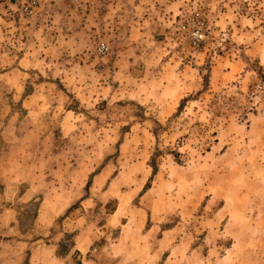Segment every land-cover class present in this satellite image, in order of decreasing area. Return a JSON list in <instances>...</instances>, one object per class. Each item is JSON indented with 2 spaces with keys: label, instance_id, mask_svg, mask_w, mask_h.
<instances>
[{
  "label": "rangeland",
  "instance_id": "374dc122",
  "mask_svg": "<svg viewBox=\"0 0 264 264\" xmlns=\"http://www.w3.org/2000/svg\"><path fill=\"white\" fill-rule=\"evenodd\" d=\"M257 66L264 0H0V264H264Z\"/></svg>",
  "mask_w": 264,
  "mask_h": 264
},
{
  "label": "trees",
  "instance_id": "16d2710c",
  "mask_svg": "<svg viewBox=\"0 0 264 264\" xmlns=\"http://www.w3.org/2000/svg\"><path fill=\"white\" fill-rule=\"evenodd\" d=\"M256 75V78L260 81V83H262L264 85V74H262V72L260 71V68L257 66V70L256 72H254ZM206 87V85H204V88ZM186 102V99H182L179 101L178 107L176 108V114H179L180 111L182 110V106L183 104ZM212 105V112H210L214 117H218V110H215V107L218 106L217 102L214 103H210ZM154 123V128L152 129V131L150 132V134L153 137L154 140V147L152 149V152L150 153L149 157H148V161H147V167L150 170V176L149 178L146 180L144 186L142 187L141 191H140V195L144 194L148 189H149V185H150V181L151 178L156 174L157 171V166H158V159L162 157L163 154L169 156L171 158V161L176 165V166H181V164L183 163L182 161V155L177 152L176 148H174L173 150L171 149H165L164 151L160 150L158 148V133L160 131H163L162 126H160L159 124H157L156 122ZM211 136H213V134H211ZM200 150L204 153H207L209 151V147H201ZM94 175H92L93 177ZM92 177H89L88 180L85 183V190L88 189L89 185H90V180ZM25 210H24V215L25 216H31L32 219H34L35 217V212H36V206L32 203L28 206H25ZM112 208V210H114L115 207V202H111L105 205L106 211H108L109 208ZM73 209V206H70L67 210L66 213L71 212V210ZM23 216V215H21ZM73 235H68V234H64L63 235V239L60 240L58 242V244L56 245L57 249L55 252V255L59 258L65 257L66 255H68L69 251L72 249L73 247V241H72ZM71 260H72V264H80V255L78 252L73 251L71 253Z\"/></svg>",
  "mask_w": 264,
  "mask_h": 264
},
{
  "label": "built area",
  "instance_id": "2783aa9c",
  "mask_svg": "<svg viewBox=\"0 0 264 264\" xmlns=\"http://www.w3.org/2000/svg\"><path fill=\"white\" fill-rule=\"evenodd\" d=\"M71 2H76V0H70ZM9 5H12L16 8L19 14L27 15L30 14L32 10L38 4V0H6ZM97 53L102 54L106 51V48L103 44H99L96 48Z\"/></svg>",
  "mask_w": 264,
  "mask_h": 264
}]
</instances>
